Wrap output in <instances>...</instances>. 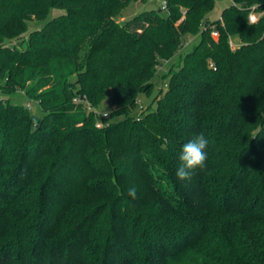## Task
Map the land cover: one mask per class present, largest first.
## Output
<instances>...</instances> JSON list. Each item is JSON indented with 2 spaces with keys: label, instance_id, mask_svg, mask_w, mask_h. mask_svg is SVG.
<instances>
[{
  "label": "trees",
  "instance_id": "obj_1",
  "mask_svg": "<svg viewBox=\"0 0 264 264\" xmlns=\"http://www.w3.org/2000/svg\"><path fill=\"white\" fill-rule=\"evenodd\" d=\"M133 1L0 0V90L42 112L0 98V264H264V0L215 19L214 0H162L118 21ZM200 133L206 167L181 181Z\"/></svg>",
  "mask_w": 264,
  "mask_h": 264
},
{
  "label": "rangeland",
  "instance_id": "obj_2",
  "mask_svg": "<svg viewBox=\"0 0 264 264\" xmlns=\"http://www.w3.org/2000/svg\"><path fill=\"white\" fill-rule=\"evenodd\" d=\"M229 3H230V0H214L213 8L207 13L206 16L209 19L219 18L220 14H221V10L225 6H227ZM158 7L163 8L162 0H145V1L136 0V1L130 2L121 11V13L116 17V19L118 21H123L126 19H130L131 17H133L135 14H137L138 12H140L142 10L149 9V8H158ZM62 12H63V10L59 9V8L50 9L48 15L44 18V20H42V21H38L35 19L30 20L28 23L27 31H29L30 29H33L34 27H38V26L42 25L44 23V21H46L47 19H49L55 15H58ZM197 38H198L197 35L186 36L183 40V45H182L181 49L176 54H174L172 57H170L169 59L162 61V63L157 68L156 75L153 78L154 90H153L152 94L148 95V96L146 94H140L139 95V103L137 104L136 112H139L140 110H144L146 107H148L150 105L151 97L159 89L163 90V88H165V82L167 79L166 71H167L168 66L169 65H173V66L177 65V63L179 61V54L185 50L190 49L192 47V45L194 44V42L197 40ZM230 40H231L232 46H235L237 41H238L236 37H233ZM109 95H110V91L102 100V102L100 104V109L98 108L99 111H107V109L109 108V104H110L109 103ZM0 98L8 99V101H10L11 103H20L23 105H28L31 113L35 117H39L42 113L40 110V107L38 105V102L34 99L28 98L22 89H17V90L12 91V92H3L0 90Z\"/></svg>",
  "mask_w": 264,
  "mask_h": 264
},
{
  "label": "clouds",
  "instance_id": "obj_3",
  "mask_svg": "<svg viewBox=\"0 0 264 264\" xmlns=\"http://www.w3.org/2000/svg\"><path fill=\"white\" fill-rule=\"evenodd\" d=\"M255 19L254 15L249 17L250 22H255ZM208 146L209 141L204 133H200L183 144L179 156L180 165L175 173L179 180H190L196 170H202L206 167ZM128 196L133 200L137 198V189L134 186L129 188Z\"/></svg>",
  "mask_w": 264,
  "mask_h": 264
},
{
  "label": "built area",
  "instance_id": "obj_4",
  "mask_svg": "<svg viewBox=\"0 0 264 264\" xmlns=\"http://www.w3.org/2000/svg\"><path fill=\"white\" fill-rule=\"evenodd\" d=\"M252 15H254V16L256 17V19H257V13L254 12L253 10H251V11L249 12V14H248V20H249V17L252 16ZM256 19H255V20H256ZM249 21H250V20H249ZM210 34H211V36H212L213 38H215V39L218 37V32H217V30L214 28V26H211V27H210ZM229 45H230L231 48H234V46H232L231 40H229ZM102 114H103V115H106V112H103Z\"/></svg>",
  "mask_w": 264,
  "mask_h": 264
}]
</instances>
